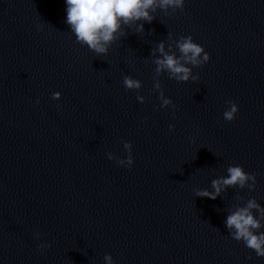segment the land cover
Wrapping results in <instances>:
<instances>
[{
    "label": "water",
    "instance_id": "95a60500",
    "mask_svg": "<svg viewBox=\"0 0 264 264\" xmlns=\"http://www.w3.org/2000/svg\"><path fill=\"white\" fill-rule=\"evenodd\" d=\"M65 9L0 0V264H104L105 253L115 264H264L223 223L237 195L264 205V0H185L143 33L126 29L106 56L75 42ZM169 32L210 54L195 82L158 77L174 112L153 88L151 51ZM125 75L142 81L143 103ZM227 100L239 106L230 122ZM124 140L130 168L106 156L124 158ZM229 164L255 173V190L196 196Z\"/></svg>",
    "mask_w": 264,
    "mask_h": 264
},
{
    "label": "clouds",
    "instance_id": "9594fccd",
    "mask_svg": "<svg viewBox=\"0 0 264 264\" xmlns=\"http://www.w3.org/2000/svg\"><path fill=\"white\" fill-rule=\"evenodd\" d=\"M66 5L65 23L69 26L75 42L81 47H86L97 56H106L114 42L127 35L126 29H132L136 33L144 32V23H151L156 18L158 10L165 15L175 13L177 9L183 11L185 0H64ZM37 31L43 30L44 25L38 23ZM167 46L165 41H159L151 51L152 63L155 65L153 88L158 92L161 109L171 106L175 111V104L170 97H167L161 87L160 77L167 74L169 79L177 82H195L199 80V74L193 69L206 64L210 60V54L204 46L197 43L191 34L173 37L169 32ZM123 86L126 90H136V99L139 103L145 101V96L139 90L142 88V81L131 75L123 77ZM62 93L54 91L51 99L59 100ZM39 103V98L36 99ZM227 107L223 111L225 121L235 119L239 111L238 104L233 100L225 102ZM61 106L58 104L57 108ZM146 119V117H145ZM169 130L175 128L174 124L168 125ZM191 139V138H190ZM191 142L194 143V140ZM123 147L127 155L124 158L107 152L109 160L130 168L133 163L132 143L123 141ZM257 183L256 174L247 172L242 165L229 164L226 168V175L218 176L211 180V188L195 189L196 196L207 197L215 200L228 188H247L255 190ZM236 203L226 210V217L223 221L228 235L237 242H242L248 249L254 251L256 257H264V205H261L255 197L248 198L243 204L240 201L243 197L237 195ZM219 210V209H218ZM34 239L39 240L41 233L35 231ZM51 245L43 241L37 245V249L43 251ZM104 264H115L113 257L105 253Z\"/></svg>",
    "mask_w": 264,
    "mask_h": 264
}]
</instances>
